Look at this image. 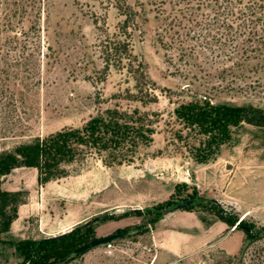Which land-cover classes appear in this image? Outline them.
Returning <instances> with one entry per match:
<instances>
[{
	"label": "rangeland",
	"instance_id": "obj_1",
	"mask_svg": "<svg viewBox=\"0 0 264 264\" xmlns=\"http://www.w3.org/2000/svg\"><path fill=\"white\" fill-rule=\"evenodd\" d=\"M8 1L14 7L19 0ZM25 1L40 4L37 15L16 10L13 30L0 34V53L7 58L0 61V152L80 126L106 107H138L157 114L152 139L140 145L134 161L105 164L99 154L87 153L61 162L64 175L47 182L38 183L37 169L28 166L0 175V188L20 190L19 201L32 209L20 220L21 228L41 232L51 224L91 220L95 236L124 232L109 249L99 244L61 264H236L238 259L219 247L232 227L209 226L218 219L216 206L203 202L191 211L173 207L155 223L144 208L189 198L197 182L198 195L213 197L225 215L246 214L245 224H264V126H232L230 138L197 171L201 163L185 143L191 130L173 113L180 102L203 94L213 102L264 108V67L223 70L231 59L218 53L215 43V50L199 45L188 57H178L175 48L156 40L154 0H120L140 16L127 36L131 57L104 66V40L114 37L123 18L115 0ZM201 36L187 37V48ZM136 81L142 92L153 82V100L142 104L133 99L140 93ZM179 129L183 138L177 137ZM132 208L140 212L125 215ZM101 213L113 217L94 220ZM230 236L234 245L237 234ZM8 240H0V264H22L23 257ZM243 243L244 237L240 247Z\"/></svg>",
	"mask_w": 264,
	"mask_h": 264
},
{
	"label": "trees",
	"instance_id": "obj_2",
	"mask_svg": "<svg viewBox=\"0 0 264 264\" xmlns=\"http://www.w3.org/2000/svg\"><path fill=\"white\" fill-rule=\"evenodd\" d=\"M115 3L123 18L114 37H106L104 40V66H108L111 61L119 65L124 57H131L127 36L131 34L132 25L133 28L138 26L136 23L140 18L138 10L133 6H125L120 0H115ZM152 3L156 40L163 47L175 48L178 57H188L199 45L212 48L215 43L218 44V53H223L227 60L231 59L229 66L222 67L223 70L234 73V68L243 72L249 67L253 71L264 67V0H154ZM11 4L8 0L0 2V13L1 10L3 12L0 16V34L2 31L13 30L12 18L17 15L16 10L35 16L40 10L37 2L19 0L14 7ZM143 20H147V17ZM201 34L199 42L196 41L187 48V37L198 38ZM4 56L0 53V61H7ZM133 67L134 71L136 68ZM151 85H154L153 82L142 92V86L136 81L135 86L140 93L135 94L133 99L142 104L153 100L155 96L149 90V87H153ZM142 93L147 97L143 98ZM201 97L180 102L173 109L182 125L191 130L185 143L191 156L199 163L214 157L219 146L230 138L232 126L242 122L264 126V108L260 106L251 103L213 102L205 94ZM156 114V111L141 110L138 107H106L91 115L80 126L65 127L42 137L36 136L28 144L20 143L13 149L0 152V174L19 165L34 166L37 168V179L42 183L64 175L66 171L59 168L61 162L69 163L87 153L99 154L105 164L134 161L140 145H148L152 139L153 116ZM176 134L179 138L183 136L181 129ZM19 192L20 190H0L2 230L7 229L16 216ZM189 198L193 201L184 209L192 210L197 204L205 202L218 208L215 214L218 219L229 226L237 222L235 227L243 229V245L237 253L228 254L230 258L238 259L236 264H264V224L255 227L253 223L245 224L244 218H239L237 214L225 215L219 202L213 197L198 195L196 186L192 187ZM176 203L167 199L156 207L144 209L153 214L150 222L155 223L172 210ZM130 211L140 212V209H129L125 215ZM112 217L113 215H102L99 219ZM200 218L205 220L203 216ZM96 237L98 236L94 235L91 220H87L56 236L10 240V244L23 257L22 264H61L71 256L86 251L87 249L74 253L77 246Z\"/></svg>",
	"mask_w": 264,
	"mask_h": 264
},
{
	"label": "crops",
	"instance_id": "obj_3",
	"mask_svg": "<svg viewBox=\"0 0 264 264\" xmlns=\"http://www.w3.org/2000/svg\"><path fill=\"white\" fill-rule=\"evenodd\" d=\"M200 163H201L200 164L201 166H199V168H198L199 170L197 169V171H201L202 167H207V165H208L206 162H200ZM19 166H25V165H19ZM15 167H18V166H15ZM15 167H13V168H15ZM28 167H34V166H28ZM34 168H36V167H34ZM9 172H7L5 174H0V175H6ZM36 180L38 183H41L38 181L37 175H36ZM49 180H51V179H49ZM49 180H47V181H49ZM47 181H45V182H47ZM195 185H196L197 190H198L199 184L196 182ZM0 190H8V189L0 188ZM8 191H17V190H8ZM185 210H188V209H185ZM30 211H32V209L26 205L25 201H19L17 206H16V216L11 220L8 228L4 229V230L0 229V240L9 239L8 243H10V240H16V239H23V238L39 239V238H43V237L56 236L58 234H61L63 232L70 230L73 226H75L79 223H82L81 221H79L73 225H68L67 223L66 224H64V223L63 224H51L50 226H48L46 228V230H44V228H42L41 232H38V230H36V228L34 231H32V230L28 231L26 229L21 228L23 225L21 224L20 220L25 218L26 216H28ZM188 211H191V210H188ZM200 220L203 221L201 218H200ZM83 222H85V221H83ZM212 225H219V227H221L223 229L232 227V229H230V232L228 233V235L223 240H220L219 247H221L225 252H227L229 254L236 253L239 250L241 243L243 242L244 231L242 230V232H241L237 227L229 226L225 221L220 220V219L214 220L213 224L212 223L209 224V226H212ZM234 232L237 234L238 240L236 239L237 242L234 245H230L228 240H230V237H231L230 235L233 234ZM187 234H188L187 237L191 236V231H189ZM6 236H9V237H6ZM170 249L173 252L175 251L174 248H170Z\"/></svg>",
	"mask_w": 264,
	"mask_h": 264
},
{
	"label": "water",
	"instance_id": "obj_4",
	"mask_svg": "<svg viewBox=\"0 0 264 264\" xmlns=\"http://www.w3.org/2000/svg\"><path fill=\"white\" fill-rule=\"evenodd\" d=\"M192 201L193 200L189 198V199L177 202L174 205V208H183L186 205H189L190 203H192ZM102 215L103 214L101 213V214L95 216L94 220L99 219ZM236 224H237V222L233 226H235ZM122 235H124V232H112V233L107 234V235H103V236H99V237L93 238V239H91V240H89V241L77 246L74 249V253L81 252L83 250H86V249H88L90 247H93V246H96V245H99V244H103L105 242H108L111 239H114L115 237L122 236Z\"/></svg>",
	"mask_w": 264,
	"mask_h": 264
},
{
	"label": "built area",
	"instance_id": "obj_5",
	"mask_svg": "<svg viewBox=\"0 0 264 264\" xmlns=\"http://www.w3.org/2000/svg\"><path fill=\"white\" fill-rule=\"evenodd\" d=\"M105 248L109 249L112 245L111 241L105 242Z\"/></svg>",
	"mask_w": 264,
	"mask_h": 264
},
{
	"label": "bare ground",
	"instance_id": "obj_6",
	"mask_svg": "<svg viewBox=\"0 0 264 264\" xmlns=\"http://www.w3.org/2000/svg\"><path fill=\"white\" fill-rule=\"evenodd\" d=\"M246 214H244L242 217H244Z\"/></svg>",
	"mask_w": 264,
	"mask_h": 264
}]
</instances>
